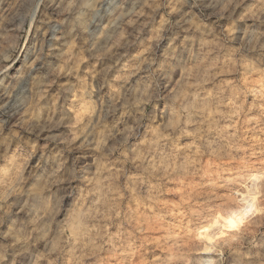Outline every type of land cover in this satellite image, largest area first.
<instances>
[{
  "label": "clouds",
  "instance_id": "1",
  "mask_svg": "<svg viewBox=\"0 0 264 264\" xmlns=\"http://www.w3.org/2000/svg\"><path fill=\"white\" fill-rule=\"evenodd\" d=\"M39 3L58 49L24 48L0 10V264H264V0ZM42 71L72 78L66 113L60 96L42 109ZM85 150L91 164L70 158ZM74 182L66 205L58 189Z\"/></svg>",
  "mask_w": 264,
  "mask_h": 264
},
{
  "label": "rangeland",
  "instance_id": "2",
  "mask_svg": "<svg viewBox=\"0 0 264 264\" xmlns=\"http://www.w3.org/2000/svg\"><path fill=\"white\" fill-rule=\"evenodd\" d=\"M245 5L244 7H246ZM11 8L10 18L8 20V23L10 24H18L21 28L26 29V31L23 33V39L22 44L24 48H28L29 46H43L45 50H48L49 48L55 50L60 48L63 45V40L60 39L61 32L63 31L62 27H56V28H50L45 31L43 28H41V21L44 19L46 15H48V10L45 8V6L41 3H39V0H0V10ZM239 11V10H238ZM182 12H193L202 16L207 17L208 11L207 9L203 7H193L191 3H185L182 6ZM32 22V26L28 27V22ZM215 21V17H212L210 21ZM225 24L224 20H220L218 22V25ZM264 29V26H257ZM149 30L146 29L142 36L140 37V40L138 43L133 46L129 52L125 60L118 65L113 71L114 73H125L127 70L132 67L135 64V56L136 54L142 49V46L147 41L149 37ZM172 32H169L166 36V38L160 42V49L163 50L167 47V45L170 42V38L172 36ZM188 36L193 35L192 33L186 34ZM82 39V38H81ZM181 56H186V53H181ZM48 60L51 64L55 65L57 63L56 56L54 54H50L48 57ZM103 62L98 65L97 67H102ZM86 67V66H82ZM41 77L47 81L52 82L51 87L47 90L45 94V98L42 101V109L44 111L47 110L48 106H50L53 102V99L57 96H60V105L63 106V111L66 113L68 109L71 107V100L70 97L67 94V86L70 85L73 80L72 78L68 77H55L51 75L50 73H47L46 71H42L40 73ZM175 78H178V72L174 74ZM136 77L133 78L135 80ZM54 81V82H53ZM168 82H164L162 84V87L166 88ZM99 95H104L107 97L108 90L103 89ZM59 107V105H58ZM159 108H163V103H160ZM149 112L152 111L151 108L148 109ZM130 119V117H129ZM67 131L65 128H59L54 130V134L60 135ZM44 135H47L45 133ZM23 136L25 139H31V140H38V144L41 148L47 143V141L43 138V136L37 138L33 136L30 133H23ZM184 142H188L187 138ZM54 144L48 145V151L51 152L55 150ZM39 155L40 153L37 152V154L33 157L31 161V165L34 167L38 161H39ZM71 159L78 160L79 164L81 166H86L91 164L92 161V153L89 150H85L80 153H74L71 154ZM38 171V170H37ZM79 182H74L72 185H62L58 191L61 193H68V199H66L65 204L71 203L72 196L71 193L77 191L79 187ZM225 215L223 216H217L216 220L213 221L212 224L208 225L207 228L204 230L203 235L207 236L211 230H213L216 227H232L233 225L237 224L242 219V214L244 213V209H225ZM37 248L42 247V244H37ZM22 264V261L20 262Z\"/></svg>",
  "mask_w": 264,
  "mask_h": 264
}]
</instances>
